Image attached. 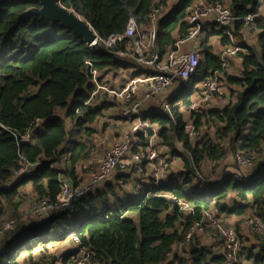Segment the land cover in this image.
<instances>
[{
  "label": "trees",
  "instance_id": "1",
  "mask_svg": "<svg viewBox=\"0 0 264 264\" xmlns=\"http://www.w3.org/2000/svg\"><path fill=\"white\" fill-rule=\"evenodd\" d=\"M170 1L62 0V5L85 19L101 40L123 34L131 18L146 29L147 18L158 11L156 50L163 57L178 39L188 35V17L197 0H178L169 7ZM39 6L37 1L0 0L1 219L25 187L29 186L35 197L56 199L63 179L82 183L77 166L94 150L91 126L118 105L105 91L92 97L96 86L86 62L99 71V80L106 87L105 73L140 68L117 55L129 48L130 39L118 42L113 49L93 50L61 24L26 14ZM226 6L237 19L232 29L214 30L221 36L222 48L231 44V36L242 37L249 14L256 15L254 26L259 29L256 48L242 43L243 50L236 56L241 60L240 75L224 73L219 54L212 52L208 40L202 41L204 57L195 75L176 83L174 94L167 98L171 115L159 109L143 111L144 118L157 128L158 141L171 150L173 158L182 160L181 170L170 173L169 180L162 175L157 184L152 169L150 177L146 176L147 161L133 164L114 172L68 207L42 217L16 219L13 229L0 234V264H37L35 256L47 264H69L78 254L73 235L79 246L91 252V264H225L224 243L212 224L183 244L206 211L227 228L232 226L227 218L239 217L233 226L240 238L242 227L250 224L253 241L244 247L240 240L237 264H264V14L259 16L261 0H232ZM214 76L230 90L226 105L185 118L184 107L199 92V84ZM95 100L102 101L96 106ZM189 119L201 131L194 142L185 133ZM27 134L29 140L24 139ZM146 147L147 140L138 134L133 153L145 152ZM226 150L255 155L256 159L259 156L248 184L237 182L233 173L226 172L217 181L202 176L208 165H219ZM27 162L35 164L33 171L15 178L14 172ZM128 186L138 191L128 192ZM172 197L188 203L194 211H181ZM256 220L263 226L261 235L253 232ZM206 234L218 244L202 245L198 237ZM58 244L75 245L76 249L56 257L51 249Z\"/></svg>",
  "mask_w": 264,
  "mask_h": 264
},
{
  "label": "built area",
  "instance_id": "2",
  "mask_svg": "<svg viewBox=\"0 0 264 264\" xmlns=\"http://www.w3.org/2000/svg\"><path fill=\"white\" fill-rule=\"evenodd\" d=\"M260 10L264 11V0H261ZM157 15L158 11L147 18L148 27L146 29L142 28L143 26L141 27L134 18H131L123 34L113 35L107 40L98 38L94 43L88 45L93 50H99L100 48L113 49L118 42L130 39L132 43L129 48L125 51H119L117 55L121 59H127L151 73L146 78L130 80L123 88L112 89L101 84L99 71L90 62H86L93 83L96 86L92 97L96 96L100 91L108 93L112 99L121 104L120 116L122 119L132 123L131 128L108 149L87 183L76 185L63 179L61 181V192L56 199L34 197L27 211L31 217H42L49 212L68 207L72 200L95 190L114 172L125 171L133 164L140 165L147 161V165L155 172L154 177L157 184L161 181V173L154 169L155 164L159 160L157 152L158 130L149 119L144 118V107L150 99L168 91L178 82L188 81L195 75L201 64L202 57L197 50L186 51L183 46L188 41L202 38L204 22L207 19L220 27H230L237 18L233 15L230 7L221 2L207 3L205 0H197L188 17L190 25L188 35L183 39H178L173 48L162 57L156 50ZM255 17L256 15L249 14L244 19L245 25L255 29ZM231 41V44L223 47L219 53L224 73L230 71L232 60L243 50L233 38H231ZM141 84H146V92L138 97ZM223 93L224 86L219 76L206 78L199 84L198 97L193 98L184 107V111L189 114H197L205 109H211L212 98ZM159 110L164 115H171V104L168 101H164ZM77 113L80 112L78 111ZM185 133L191 142L196 141L201 135V131L195 126L194 121L190 119L187 120L185 125ZM138 134H141L147 140L146 151L133 153ZM24 139L29 140L30 135L27 134ZM233 157L237 166L236 171L233 172V178L239 183L248 184L251 177L247 174L246 169L254 166L256 156H246L241 152H237ZM34 168L35 164L24 163L19 170L14 172V177L18 178L23 174H29ZM137 171H140L139 167ZM172 198L181 211H194V208L188 203L175 197ZM208 224L218 228V235L224 242L225 264H237L241 258L240 237L233 227L223 229L221 223L211 212L206 211L203 213L201 220L191 227L183 244L188 243L195 233L205 232ZM15 225L16 219L5 220L0 224V234L3 231L13 229ZM253 232L257 235L263 233V226L260 220L255 221ZM72 240L77 245L78 254L69 264H91V252L89 249L79 246L80 241L75 235L72 236Z\"/></svg>",
  "mask_w": 264,
  "mask_h": 264
},
{
  "label": "crops",
  "instance_id": "3",
  "mask_svg": "<svg viewBox=\"0 0 264 264\" xmlns=\"http://www.w3.org/2000/svg\"><path fill=\"white\" fill-rule=\"evenodd\" d=\"M231 2H232V0H230L229 5L231 4ZM230 28H231V26L229 27V29ZM229 29L227 30L228 33H230ZM249 29H251V28L246 26L241 31L242 32V38H239V37L238 38L237 37L233 38V36H231L234 40H235V38L237 39L235 41L236 43L238 41L241 42L240 45L238 44L239 42L237 43L239 46H241V44L243 43L242 41L248 43V34H245V33ZM214 30H217L216 29V24H214L211 20L207 19L204 22V29H203L202 38L200 40L188 41L187 43L184 44L183 49L186 50V51L197 50L200 53V55H201V57L203 59L204 54L202 53L203 51L201 50L202 47H203L202 46V41L206 42L208 40L209 42L207 43V45L212 47V52L215 53V54H219V53L216 52L217 45H215V43L218 40L220 42L221 36H219L218 34H214ZM258 31H259V29H256V33H258ZM233 60H234V62L236 64V66H238V68H240V70H241V60H240V58L235 57ZM150 73H151L150 71H146L142 67H140L139 69H136V71L132 72V73H130L129 70H123V71H118V72L110 71L108 73H105L104 82L108 83L106 85H108L111 88L114 87V88L120 89V88L125 87V85H127V83L130 80H132L134 78H142V77L146 78L148 75H150ZM240 73H241V71H240ZM233 76H238V75H233ZM225 89H226V87H224V93L223 94L212 98V100H211V103H212L211 108L220 109V108H223L226 105V102L228 101V96L229 95L225 92ZM175 90L176 89L173 88L171 91L170 90L165 91L161 95H158V96L150 99L147 102V104L145 105L144 110L146 112L158 110L159 107L162 105V103L164 101H167L168 96L174 94ZM145 92H146V84H141L140 87H139L138 97L142 96ZM197 97H198V93L195 95L194 98H197ZM101 101L102 100H98V101L95 100V101H92V103L94 102V105L98 106V105H100ZM113 108H114L115 111H113L112 108H110L108 111H105L103 117L101 118V120L97 121L96 123H94L91 126L94 129V131H95L92 134V136H91L92 141H94V145H95L94 150L92 152V155L95 156V161H97V163H95V165L97 164L96 166L93 165L92 167H89V169H88V172L91 171L92 174L96 171V169L98 167V164H99V161L102 159V157H104V155L108 151L107 149H105V146L101 147V143L104 140V138L106 139L107 136L110 137L111 140L112 139L115 140L116 137L117 138H119V137L121 138L123 136V135L121 136V134L124 131L129 130L131 128V125H132V123H130V122H128V121H126V120L121 118L120 114L118 113L117 106L113 107ZM100 121H102V123ZM38 125H40V123ZM232 159H233V161H232ZM81 164L82 165H78L77 166L78 174H79V170H81V166L86 168L85 164L91 165L92 163L91 162H86V163L82 162ZM218 168L221 169V172L225 171L227 173H233V172L236 171L237 166H236L234 158L229 156L227 159H223L220 162V166ZM255 169H256V167H255V164H254V166L248 167L246 169V172H247V174L251 173L250 177H252L253 175H255L254 174ZM217 176L218 175H216V177ZM219 179H220V177H219ZM226 220H227L226 222H228L229 225H234L239 220V217L232 216L230 218H227ZM223 222H225V221L223 220ZM223 222H222V224H223ZM248 226L250 227V224ZM246 227L247 226H243L242 227V230H244L245 233H246V230H247ZM250 231H251V228H250ZM245 236L248 239L247 243L250 245L252 243V241H253L251 233L248 232V234H246ZM63 246H65V249H66L65 251H68L69 249H72V247L74 249H76L75 245H73V246L71 245V247H70V245L63 244Z\"/></svg>",
  "mask_w": 264,
  "mask_h": 264
},
{
  "label": "rangeland",
  "instance_id": "4",
  "mask_svg": "<svg viewBox=\"0 0 264 264\" xmlns=\"http://www.w3.org/2000/svg\"><path fill=\"white\" fill-rule=\"evenodd\" d=\"M177 1L178 0H171L170 3H169V7L170 6H173L174 4H176ZM229 2H230V0H222V3L225 4V5H229ZM263 14H264V11L263 10H260L259 16L260 15H263ZM220 28H221L220 26L216 25V29L217 30H220ZM227 28H229V27H227ZM256 29L257 28L247 30L245 34H248V43L247 42H244V41H242V42L245 43L246 45H249V46H252V47L256 48L255 46L258 44V40L256 39V37H257ZM240 38H242V37H240ZM236 40L237 39L235 38L234 41H236ZM240 43L241 42H239L238 44L240 45ZM215 45H217L216 52L217 53H220L222 47L220 46L219 40L215 43ZM128 70H129L130 73H132V72H135L136 71V68H130ZM240 71H241L240 68H238V66H236L234 60H232V62H231V69L228 72V74H230L231 76H233V75H239L240 74ZM225 87L227 88V86H225ZM172 89H173V87L171 89H169V90L171 91ZM36 91H37L36 88L33 89V94L36 93ZM229 91H230L229 89H225V92L228 95H229ZM116 106H117L118 113L120 114L121 104L118 103V105H116ZM112 110L115 111L113 107H112ZM60 112L63 113V111H60ZM184 116H185V118H187L189 116V113H184ZM99 120H101V118ZM100 122L102 123V121H100ZM68 127H69V129H71L69 123H68ZM127 131H124L121 134V136L123 134L127 133ZM204 132H205V130H203V133ZM213 133L214 132H212L211 134H213ZM119 138L116 137L115 140L114 139L111 140L110 137L107 136V138L106 139L104 138V140L102 141L101 147L105 146V149L108 150L115 142L118 141ZM92 143L94 145V141H92ZM94 147H95V145H94ZM157 152H158L159 160L155 164L154 169H157L161 173L160 175H163L164 176V177L162 176L164 179L169 180V178H171L170 177V173H172L173 171H177L178 172V171L181 170V168H182V162L181 161L182 160H180L178 158H173L172 155H171V150L168 147H165L162 144L161 140H159V141L157 140ZM225 152L226 153L222 157L221 161L223 159H227L229 156L230 157L235 156V154H232L228 150H226ZM258 158H259V156H258ZM258 158L256 159V163H257ZM88 160L84 161L83 163L91 162L92 164L91 165L85 164V167L86 168H84L83 166H81V170H79V174H78L79 175V180L82 183H87V181L91 177L92 172L91 171L88 172L89 167H92L93 165L94 166L97 165V164L95 165V163H97V161H95V156L94 155L90 154V157L88 158ZM232 161H233V159H232ZM220 162H219V165H217V167H215V168H212L211 165H208L207 168L205 169V171L202 172V176L203 177H206L207 180L211 179L212 181L218 180L219 177L221 178V176L224 173H226V172L225 171H222L221 172V169L218 168L220 166ZM79 165H82V164H79ZM150 169L151 168L148 166V171L146 173V176L147 177H150V174H151L150 173ZM166 169H167V171L165 172L164 170H166ZM216 175H218V176L216 177ZM248 175L250 176L251 173H248ZM126 189H127L128 192L135 191V190L138 191L137 187L132 188V186H128ZM34 197H35V195L33 194V190L29 186L23 188L21 190L20 195L14 200V202H13L14 205L13 206H8V211H7L6 215L2 219L0 218V224H2L7 219H17L18 221L19 220H28V219H30V215L27 213V211L29 209L30 202L34 199ZM250 216H251V213L248 215V217H250ZM245 226H247L246 227L247 230L245 229L246 230V233L244 232V230H241V235L243 236V238H240V240L242 241V245L244 247H247V246H249V244L247 243V240L248 239L246 238L245 235L248 234V232H249V228H248L249 226L248 225H245ZM231 227L234 228L235 226L232 225V226H229L227 228V225L226 226L224 225L222 228L223 229H229ZM198 238L200 239V242L202 243V245H204L206 247H209V246L213 245L214 243L218 244L217 239H215L212 236H209L207 234L206 235H200ZM51 250H52V253L54 252L53 254L56 257L57 256L59 257V256H62L63 255V253L65 252L66 249H65V246H63V244L62 245H59L58 244L57 246H55ZM50 257H52V256H50ZM34 262L37 263V264H47V262L41 261L40 258H39V256H35ZM25 264H31V263L28 261Z\"/></svg>",
  "mask_w": 264,
  "mask_h": 264
},
{
  "label": "water",
  "instance_id": "5",
  "mask_svg": "<svg viewBox=\"0 0 264 264\" xmlns=\"http://www.w3.org/2000/svg\"><path fill=\"white\" fill-rule=\"evenodd\" d=\"M37 1L39 7L29 9L26 14L45 18L53 23L61 24L74 31L83 41L90 45L98 39L92 26L75 11L62 5V0H23Z\"/></svg>",
  "mask_w": 264,
  "mask_h": 264
}]
</instances>
